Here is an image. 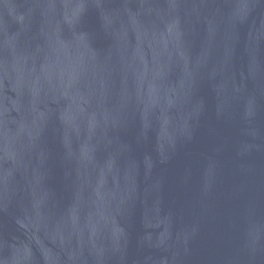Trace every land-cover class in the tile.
<instances>
[{
    "label": "water",
    "instance_id": "1",
    "mask_svg": "<svg viewBox=\"0 0 264 264\" xmlns=\"http://www.w3.org/2000/svg\"><path fill=\"white\" fill-rule=\"evenodd\" d=\"M0 264H264V0H0Z\"/></svg>",
    "mask_w": 264,
    "mask_h": 264
}]
</instances>
